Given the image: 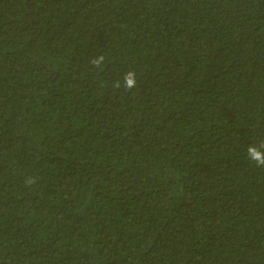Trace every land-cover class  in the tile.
Wrapping results in <instances>:
<instances>
[{
    "label": "trees",
    "instance_id": "16d2710c",
    "mask_svg": "<svg viewBox=\"0 0 264 264\" xmlns=\"http://www.w3.org/2000/svg\"><path fill=\"white\" fill-rule=\"evenodd\" d=\"M249 146L264 0H0V264H264Z\"/></svg>",
    "mask_w": 264,
    "mask_h": 264
},
{
    "label": "clouds",
    "instance_id": "9594fccd",
    "mask_svg": "<svg viewBox=\"0 0 264 264\" xmlns=\"http://www.w3.org/2000/svg\"><path fill=\"white\" fill-rule=\"evenodd\" d=\"M104 62L105 57L103 55L93 57L90 61V63L96 68H100ZM136 76L137 74L134 70H129L123 74V87L126 90H131L137 86ZM117 86L119 87V82H117ZM247 151L248 158L251 161H254L257 166H264V150L256 146H249Z\"/></svg>",
    "mask_w": 264,
    "mask_h": 264
}]
</instances>
